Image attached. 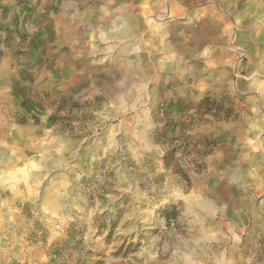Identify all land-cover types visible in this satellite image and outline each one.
Instances as JSON below:
<instances>
[{"label":"rangeland","instance_id":"obj_1","mask_svg":"<svg viewBox=\"0 0 264 264\" xmlns=\"http://www.w3.org/2000/svg\"><path fill=\"white\" fill-rule=\"evenodd\" d=\"M27 1L0 0V264H264V0H100L143 62L123 96L58 86L54 0L3 28Z\"/></svg>","mask_w":264,"mask_h":264},{"label":"crops","instance_id":"obj_2","mask_svg":"<svg viewBox=\"0 0 264 264\" xmlns=\"http://www.w3.org/2000/svg\"><path fill=\"white\" fill-rule=\"evenodd\" d=\"M48 1L30 0L25 4L20 2L18 10L24 12L23 15L19 12L10 14L3 28L15 25L19 21L23 23L28 3L38 5ZM54 3L55 28L49 42H53L50 43L51 46L54 45L55 68L58 75L55 82H59L58 86L62 88L68 85V82H89L84 92L91 96L103 95L106 89L110 95L123 96L128 86L140 90L146 84L142 82V60L127 50L125 42H121L125 36H120L118 42L114 41L115 33L108 27L114 18L100 17V0H54ZM14 8L13 5L11 9ZM50 36L49 33L46 36L44 34L39 41L42 42L44 38L47 40ZM8 50L4 44H0V70L15 69L12 60L6 58ZM111 54L115 55L112 60ZM0 82H12L11 77L6 74L0 77ZM203 83L205 82H182L180 94L186 95L189 90L198 100L203 94L201 91ZM12 109L14 115L15 105H12ZM248 135L236 133L232 140V149L238 152L248 140Z\"/></svg>","mask_w":264,"mask_h":264}]
</instances>
